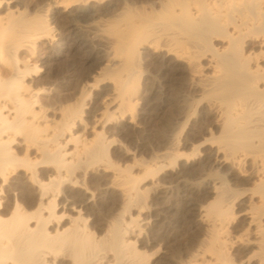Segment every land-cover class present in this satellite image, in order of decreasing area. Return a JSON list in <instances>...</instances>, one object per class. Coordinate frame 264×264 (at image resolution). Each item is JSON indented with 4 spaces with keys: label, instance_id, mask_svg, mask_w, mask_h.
I'll return each mask as SVG.
<instances>
[{
    "label": "bare ground",
    "instance_id": "obj_1",
    "mask_svg": "<svg viewBox=\"0 0 264 264\" xmlns=\"http://www.w3.org/2000/svg\"><path fill=\"white\" fill-rule=\"evenodd\" d=\"M0 264H264V0H0Z\"/></svg>",
    "mask_w": 264,
    "mask_h": 264
}]
</instances>
